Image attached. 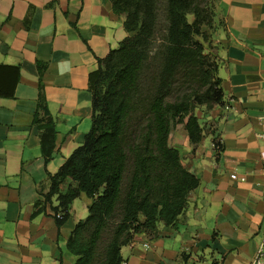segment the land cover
Here are the masks:
<instances>
[{"label": "crops", "instance_id": "0c3cea01", "mask_svg": "<svg viewBox=\"0 0 264 264\" xmlns=\"http://www.w3.org/2000/svg\"><path fill=\"white\" fill-rule=\"evenodd\" d=\"M215 1L224 103L198 116L207 133L198 145L185 132L173 146L200 185L173 226L161 223L156 236L139 233L122 248L123 264H250L264 239V0ZM127 36L111 0H0V66L20 70L14 97H0V264L76 262L67 242L90 199H75L60 227L57 197L34 212L49 191L48 174L91 128L89 74ZM0 80L9 87L12 70ZM40 85L57 131L48 163L34 124Z\"/></svg>", "mask_w": 264, "mask_h": 264}, {"label": "trees", "instance_id": "16d2710c", "mask_svg": "<svg viewBox=\"0 0 264 264\" xmlns=\"http://www.w3.org/2000/svg\"><path fill=\"white\" fill-rule=\"evenodd\" d=\"M113 12L124 16L128 36L89 74L92 125L84 143L59 171L48 174L50 188L34 215L57 197L52 207L58 227L70 218V206L81 194L91 203L88 216L74 227L67 248L74 264H123L121 250L139 233L152 236L158 227L173 226L185 211L189 194L200 180L183 164L169 139L184 123L196 146L206 132L195 114L224 103L218 64L197 37L215 22V0H111ZM193 16L191 22L189 17ZM0 97L13 98L19 82ZM44 67L39 66L40 74ZM34 124L41 132L45 163L54 154L56 126L44 88L39 87ZM215 150L223 146L214 139ZM219 155V154H218ZM218 157V156H217ZM44 205V206H43Z\"/></svg>", "mask_w": 264, "mask_h": 264}, {"label": "rangeland", "instance_id": "374dc122", "mask_svg": "<svg viewBox=\"0 0 264 264\" xmlns=\"http://www.w3.org/2000/svg\"><path fill=\"white\" fill-rule=\"evenodd\" d=\"M193 19H194L193 16L189 17V20L191 22L193 21ZM220 24L221 23L217 20L216 15H215V22H214L213 27L212 28L207 27L204 29L205 32H207L208 34V39L203 40V38L197 37L198 40H200L204 44L205 53L209 54L211 56V59L217 62L218 67H219V59L217 55L218 54V45H217L218 42L215 40V36H216V31L219 28ZM207 111H210V110H207L205 106H197L195 109V114L197 117L198 116L200 117L202 113L205 114ZM185 132L186 131L184 129V123H178L177 125H175L170 135L171 146H176L178 144L181 146L183 142V137L186 136Z\"/></svg>", "mask_w": 264, "mask_h": 264}, {"label": "built area", "instance_id": "2783aa9c", "mask_svg": "<svg viewBox=\"0 0 264 264\" xmlns=\"http://www.w3.org/2000/svg\"><path fill=\"white\" fill-rule=\"evenodd\" d=\"M259 138L264 142V133L259 135ZM231 179L233 180H240V181H245V177H239L236 174L231 175ZM147 246V245H146ZM250 264H264V239L261 242L254 258L252 259Z\"/></svg>", "mask_w": 264, "mask_h": 264}]
</instances>
